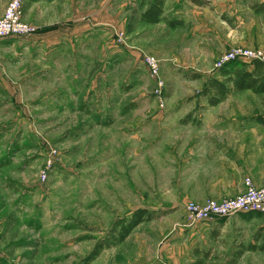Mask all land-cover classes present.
<instances>
[{
  "label": "rangeland",
  "instance_id": "1",
  "mask_svg": "<svg viewBox=\"0 0 264 264\" xmlns=\"http://www.w3.org/2000/svg\"><path fill=\"white\" fill-rule=\"evenodd\" d=\"M111 1L24 0L23 20L36 33L0 39V264H222L217 237L229 224L218 223L230 217L190 225L186 203L174 206L169 191L170 149H200L201 140L190 132L176 142L168 129L176 101L207 98L210 81L228 77L216 74L224 54L264 48L235 45L208 75L163 74L168 40L139 37L151 28L133 12L125 21L108 10ZM91 14L113 26L73 27ZM60 24L74 38L48 43L44 34ZM146 56L158 62L161 90ZM231 95L264 99L253 90ZM140 208L152 218L121 240ZM179 217L200 233L172 246ZM255 258L264 264V251Z\"/></svg>",
  "mask_w": 264,
  "mask_h": 264
},
{
  "label": "crops",
  "instance_id": "2",
  "mask_svg": "<svg viewBox=\"0 0 264 264\" xmlns=\"http://www.w3.org/2000/svg\"><path fill=\"white\" fill-rule=\"evenodd\" d=\"M9 1L0 0V14ZM107 9L125 13V21L133 12L140 25L151 28L139 37L168 40V54H158L163 74L175 77L208 75L212 61L235 45L264 48V0H112ZM151 10L155 22L150 21ZM102 25L113 23L91 14L73 27ZM59 26L44 34L48 43L56 40L64 45L74 38L68 32L71 28ZM216 74L221 76L222 71ZM229 91L216 103L208 97H188L174 104L175 121L168 129L173 131L171 136L177 142L193 132L201 140L200 149H178L177 145L170 149L169 169L174 171L169 191L174 206L236 197L245 191L247 177L256 186L264 185V99L234 97L232 84ZM179 219L167 236L172 246L187 245L200 233L197 225L187 227ZM223 223L229 225L217 237L225 252L222 264H256V254L264 251L257 236V224L264 226L262 216L241 213L218 224Z\"/></svg>",
  "mask_w": 264,
  "mask_h": 264
},
{
  "label": "built area",
  "instance_id": "3",
  "mask_svg": "<svg viewBox=\"0 0 264 264\" xmlns=\"http://www.w3.org/2000/svg\"><path fill=\"white\" fill-rule=\"evenodd\" d=\"M23 5L24 0H10L4 12L0 14V39L11 36H29L36 32L34 27L23 20ZM144 61L148 66L150 77L161 90L163 83L159 78L160 69L157 60L146 56ZM234 61L264 63V51L245 48L230 50L222 56V62L217 65V70ZM245 185V191L236 197L221 201L208 199L202 203L193 201L186 203L185 210L190 225L252 212L260 214L264 219V185L256 186L250 177L245 179Z\"/></svg>",
  "mask_w": 264,
  "mask_h": 264
},
{
  "label": "trees",
  "instance_id": "4",
  "mask_svg": "<svg viewBox=\"0 0 264 264\" xmlns=\"http://www.w3.org/2000/svg\"><path fill=\"white\" fill-rule=\"evenodd\" d=\"M150 21L155 22L156 17H153V10L149 12ZM233 65L230 71H226V67ZM222 74L228 77L224 80L214 78L210 81L209 85L204 88V92L212 103L225 98L228 95V84H232L234 90H253L256 93H264V63L260 61L255 62H241L234 61L226 65L222 69ZM153 213H149L147 209L140 208L134 212L127 225H123L121 231V240H123L133 228L141 222L147 221L152 218Z\"/></svg>",
  "mask_w": 264,
  "mask_h": 264
}]
</instances>
